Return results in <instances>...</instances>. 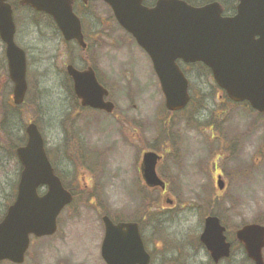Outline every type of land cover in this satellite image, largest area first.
<instances>
[{"label":"rangeland","instance_id":"1","mask_svg":"<svg viewBox=\"0 0 264 264\" xmlns=\"http://www.w3.org/2000/svg\"><path fill=\"white\" fill-rule=\"evenodd\" d=\"M18 8L16 40L27 52L28 95L20 109L9 104L0 44V84H8L0 94V220L20 175L13 152L31 122L74 195L58 217L57 233L32 238L24 264H105L104 215L140 224L152 264H212L199 241L210 214L221 219L233 245L222 264H254L235 237L243 226H264V115L228 101L211 74L187 65L193 103L170 114L149 57L111 20L102 0L84 10L88 53L68 45L50 18ZM85 60H93L110 91L112 115L78 105L66 66L81 68ZM150 150L163 156L158 173L167 182L165 196L142 181V156Z\"/></svg>","mask_w":264,"mask_h":264},{"label":"water","instance_id":"2","mask_svg":"<svg viewBox=\"0 0 264 264\" xmlns=\"http://www.w3.org/2000/svg\"><path fill=\"white\" fill-rule=\"evenodd\" d=\"M7 1L0 0V37L7 46L14 102L20 105L28 89L27 60L25 52L15 44L13 10ZM103 1L149 56L169 112L184 110L191 100L189 80L178 64L182 61L204 64L230 100L248 102L253 110L264 114V0H238L236 15L231 17L222 16L218 3L195 8L182 0H158L148 8L143 0ZM21 4L51 16L67 41L76 40L86 47L81 22L73 12V0H23ZM68 74L84 107L113 113L114 104L105 100L109 92L100 85L93 70L79 72L69 66ZM27 136V144L17 149L23 166L17 197L0 222V264H24L31 238L54 236L58 217L73 201L49 161L44 138L35 124L27 128ZM160 160L154 152L145 153L141 173L148 188L164 191L166 185L157 173ZM218 187H225L221 176ZM40 188H47L42 196ZM103 223L101 256L106 264H150L137 223L115 224L108 216L103 217ZM225 232L219 218L205 219L201 242L216 263L231 254ZM236 238L252 262L264 264V226L246 225L237 231Z\"/></svg>","mask_w":264,"mask_h":264},{"label":"flooded vegetation","instance_id":"3","mask_svg":"<svg viewBox=\"0 0 264 264\" xmlns=\"http://www.w3.org/2000/svg\"><path fill=\"white\" fill-rule=\"evenodd\" d=\"M22 1L23 0H8V3L11 5V7H12V10H13V18H14V23H15V27H16V33H15V37H14V40H15V44L17 45V46H19L20 48H22L21 46H20V44L18 43V41L16 40V34H17V31H18V28H17V23H16V18H15V12H16V7H19L18 9H24V10H28V11H31V13H33V14H36V15H43V16H45L46 18H50V20H51V22L55 25V23H54V21H53V19L50 17V16H48V15H46V14H44V13H40V12H37V11H35L33 8H31V7H29V6H26V5H22L21 3H22ZM103 1V0H102ZM157 1L158 0H143V5L145 6V7H148V8H153L155 5H156V3H157ZM183 1H185V2H187L189 5H191V6H193V7H195V8H201V7H204V6H207V5H209V4H214V3H218L221 7H222V10H223V14H222V16L223 17H231V16H234L235 14H236V11H237V6H238V0H197V1H194V0H189V2L188 1H186V0H183ZM90 2H91V0H87V2L85 3L83 0H73V11H74V14L79 18V20H80V22H81V28H82V34H83V38H84V42H85V44H86V47L85 48H83V47H81L79 44H78V42L76 41V40H71V41H67L65 38H63L64 39V41L69 45V44H74V45H77L81 50H82V52L83 53H88L89 51H90V48H91V45L89 44V38H88V36H87V34H86V31H85V23H84V20H83V18H84V14H85V12H84V10L85 9H87L88 7H89V5H90ZM110 11H111V20H113V21H115L116 22V24H118L117 23V20L115 19V16H114V14H113V12H112V10L110 9ZM119 26V25H118ZM55 27H56V25H55ZM58 29V28H57ZM121 29V28H120ZM97 31V30H96ZM133 41H135L133 38H132V36L131 35H128ZM0 44H1V47H2V49H3V57H4V68L2 67V65H1V71L2 70H5L4 72H6V76H5V82H7V80L9 81V83L11 84V92H12V98H10L9 100V104L14 108V109H20L25 103H26V100H25V103L23 104V105H16L15 103H14V100H13V92H14V84H13V82L11 81V79H10V76H9V70H8V61H7V55H6V51H7V46H6V44H4L3 43V41H2V39H1V37H0ZM23 49V48H22ZM24 50V49H23ZM25 51V50H24ZM25 53H26V57H27V52L25 51ZM85 62V65L83 66V67H81V68H77L75 65H73V64H68L67 66H66V74H67V80H68V82L71 84V87H72V91H73V94H74V96H75V93H74V81H73V79L70 77V75L68 74V67L69 66H73V67H75V69L77 70V71H79V72H86V71H88V70H93L94 71V73H95V75H96V78H97V80H98V82L100 83V85L101 86H103L105 89H107L108 90V88L107 87H105L104 85H103V82H101V79H100V77H99V74H98V72H97V69H96V67H93V66H95L94 65V63H93V60L90 62V60H88V61H84ZM179 64H180V66L182 67L183 65H185L186 66V64H183L182 62H179ZM194 65V64H193ZM187 66H189V65H187ZM28 67H29V64H28V57H27V72H28ZM191 67H192V65H191ZM4 82V83H5ZM2 84H0V94H1V92L2 91H6V85H8L7 83H5L4 85H2ZM109 91V90H108ZM225 94V93H224ZM27 95H28V93H27ZM226 95V94H225ZM76 97V96H75ZM109 97H110V91H109V96L106 98V101H110L109 100ZM227 97V96H226ZM1 98H2V96H1ZM27 99V98H26ZM76 99H77V97H76ZM77 101H78V105H79V107L80 108H82L83 110H87V111H92V112H96V113H104V114H109V113H107V112H105V111H102V110H97V109H93V108H90V107H84L83 105H82V101L81 100H79V99H77ZM228 101H230V100H228ZM0 105H1V102H0ZM115 105V104H114ZM115 110H116V105H115V109H114V111H113V113L115 112ZM113 113H111V114H109V115H112ZM32 123V122H31ZM26 143H27V129L25 130V141H24V143L22 144V145H20L19 147H22V146H24V145H26ZM45 144H46V142H45ZM19 147H17V149L19 148ZM17 149L15 150V152H13L14 153V155H16L17 156ZM46 152H47V156H48V158H49V161H50V163H51V165L54 167V162H53V160H52V155L51 154H49L48 153V151H47V148H46ZM17 161H18V164H19V166H20V175H19V178H18V184H19V181H20V177H21V173H22V170H23V167H22V164H21V162H20V160H19V158H18V156H17ZM141 164H142V162H141ZM54 169H55V171H56V174L59 176V178L62 180V182H63V179H62V177L57 173V170H56V168L54 167ZM140 169H141V165H140ZM222 177H223V175H222ZM224 178V177H223ZM143 181V180H142ZM144 183V182H143ZM165 183H166V185H167V182L165 181ZM18 184H17V188H18ZM63 184H64V182H63ZM145 184V183H144ZM65 185V184H64ZM66 187V186H65ZM168 187V186H167ZM67 188V187H66ZM156 190H158V191H160L162 194H164V196L167 194V189L165 190V191H162V190H160V189H158V188H156V189H152V191H156ZM70 191V190H69ZM71 192V191H70ZM16 194H17V190H16ZM72 195H73V193H72ZM73 197H74V195H73ZM13 202H14V200H13ZM12 202V203H13ZM11 203V204H12ZM11 204H9L8 206H7V208H6V211H5V213H4V216L6 215V212H7V210H8V208H9V206L11 205ZM3 216V217H4ZM105 216V215H104ZM110 217V216H109ZM110 219L115 223V224H119V223H131V222H134V221H126V220H122V219H119V220H117V219H112L111 217H110ZM137 224H138V226H139V231H140V236H141V239H142V242H143V246H144V250H145V252L148 254V256L150 257V264H152V259H153V255H154V252H153V250L152 249H150V248H147L148 246V244L146 243V241H145V239H144V236H143V234H142V232H141V226H140V224L138 223V222H136ZM203 231H204V228H203ZM203 231H202V233H203ZM227 229H226V237H227V242H229L230 243V241L228 240V236H227ZM202 233H201V235H202ZM201 235L199 236V241L201 242ZM236 238V237H235ZM236 240H237V238H236ZM237 242H238V240H237ZM231 244V243H230ZM158 245V244H157ZM156 245V246H157ZM201 245H202V247L205 249V252H206V255H207V257L209 258V261L212 263V264H222L224 261H227L228 259H230V257H231V254H232V247H233V245L231 244V254H230V257L229 258H224V259H221L218 263H216L214 260H213V257H212V255H211V253L208 251V249L204 246V244L201 242ZM242 247H243V245H242ZM244 248V247H243ZM157 249V248H156ZM244 250H245V248H244Z\"/></svg>","mask_w":264,"mask_h":264},{"label":"trees","instance_id":"4","mask_svg":"<svg viewBox=\"0 0 264 264\" xmlns=\"http://www.w3.org/2000/svg\"><path fill=\"white\" fill-rule=\"evenodd\" d=\"M186 1H188L189 2V0H186ZM192 67H197L199 70H200V72H201V74H211L210 73V71L203 65V64H197V65H192ZM194 99H193V97H192V101H193ZM191 101V102H192ZM193 103V102H192ZM171 114V113H170ZM168 124H170L169 122H168ZM169 127L171 128V126L169 125ZM149 191V190H148Z\"/></svg>","mask_w":264,"mask_h":264}]
</instances>
